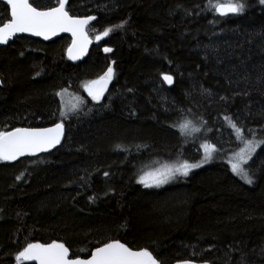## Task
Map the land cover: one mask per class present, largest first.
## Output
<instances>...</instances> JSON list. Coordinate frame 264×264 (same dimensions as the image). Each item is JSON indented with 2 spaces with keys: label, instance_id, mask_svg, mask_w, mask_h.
<instances>
[{
  "label": "trees",
  "instance_id": "1",
  "mask_svg": "<svg viewBox=\"0 0 264 264\" xmlns=\"http://www.w3.org/2000/svg\"><path fill=\"white\" fill-rule=\"evenodd\" d=\"M245 2L242 14L220 16L208 0H69L73 15L98 17L92 37L123 27L78 63L66 57L68 36L0 48V132L61 120L66 131L49 153L0 161V264H34L16 259L28 243L58 241L86 257L113 239L160 264H264V144L248 164L253 184L228 161L241 142L225 117L248 139V129L264 137V5ZM9 18L0 0V24ZM109 67L114 79L95 101L82 85ZM64 89L82 104L62 117ZM184 119L200 131L182 135L173 125ZM202 141L216 146L210 163L140 183L152 163L198 162Z\"/></svg>",
  "mask_w": 264,
  "mask_h": 264
},
{
  "label": "snow or ice",
  "instance_id": "2",
  "mask_svg": "<svg viewBox=\"0 0 264 264\" xmlns=\"http://www.w3.org/2000/svg\"><path fill=\"white\" fill-rule=\"evenodd\" d=\"M6 2L10 6V18L0 26V43H7L17 33H32L49 39L58 33L69 32L73 37L72 46L68 49L69 57L75 60L86 53L88 45L91 43L87 27L91 21L96 20L95 16L81 18L71 15L68 10L69 0H57V6L43 10L33 6L30 0H6ZM259 3L264 5V0H259ZM208 8L219 13L220 16L242 14L246 8V2L245 0H215V2L208 0ZM122 27L123 24L106 28L102 33L96 35L95 39L99 41L103 37L109 36L115 28ZM104 51L110 52L112 49L106 47ZM37 74L39 75V73ZM113 75V69L109 67L103 76L86 82L84 88L88 95L95 101L101 100ZM162 79L169 85L174 82L173 76L168 74H163ZM64 91L66 90H62L58 95L63 96ZM78 107V104L72 105L73 110ZM67 114L66 111L61 113L62 116H67ZM225 119L244 145L237 154V161L231 165L232 171L246 183L253 184V175L249 174V170L244 168L242 163H247V159H251L257 147L264 144V137L257 139L256 133L248 129V133L252 136L251 139H248L244 128L238 126L229 117H225ZM173 127H177L182 135L200 131V128L188 119L175 123ZM63 135V121L50 128H16L10 132H0V161H13L26 154L35 155L47 151L58 145ZM203 148L204 161L207 162L216 151V146L205 143ZM200 166L199 163H189L188 161L177 166H165L154 173L142 176L140 183L145 186L162 185L174 179L178 174L187 176L192 169ZM20 178L17 177V179ZM16 259L17 261H36L38 264H160V261L148 248L134 250L118 239L106 241L102 246H96L94 251L89 253L88 258H82L79 255L73 256L70 249L62 242L28 243L18 253ZM182 264H192V261L185 260Z\"/></svg>",
  "mask_w": 264,
  "mask_h": 264
},
{
  "label": "rangeland",
  "instance_id": "3",
  "mask_svg": "<svg viewBox=\"0 0 264 264\" xmlns=\"http://www.w3.org/2000/svg\"><path fill=\"white\" fill-rule=\"evenodd\" d=\"M166 74H168L169 75V73H166ZM99 77H96V78H94V79H92V80H96V79H98ZM113 79V78H112ZM92 80H89V81H92ZM89 81H87V82H89ZM112 81V80H111ZM83 92L84 93H86V94H88V92L86 91V89L84 88V85H83ZM61 98H62V102H63V106H64V111L63 112H67V113H69L70 114V112H72V111H75L76 109H78V108H76L75 110H73L72 109V105L73 104H78L79 106H81V104H82V102L79 104V98H80V96L79 95H77V94H75V95H73L71 92H70V90H66V91H64V93H63V96H61ZM81 99V98H80ZM238 139V138H237ZM239 140V139H238ZM240 141V140H239ZM205 143H207V144H209V145H211L210 143H208V142H205V141H202L201 143H200V147H195L194 148V151L196 152V153H198V154H200V159H199V161L198 162H189V163H199L201 166H204V165H206V164H208V163H210L211 162V160L213 159V157L210 159V160H208L207 162H205L204 161V148H203V145L205 144ZM244 147V145L241 143V148H243ZM241 148L240 149H238L236 152H233V153H231L229 156H228V161H229V163H230V165H232V163H234V162H236L237 161V154L240 152V150H241ZM258 148V147H257ZM257 150V149H256ZM254 155V154H253ZM252 155V156H253ZM252 156H251V159H252ZM251 159H247V163H242V166L244 167V168H248V164H249V162L251 161ZM183 163V162H182ZM165 166H177V165H169V164H167V163H164V162H160V163H152V165H150V166H147L146 168H145V170H144V172H143V176H145L147 173H154V172H156L157 170H159V169H161V168H163V167H165ZM200 166V167H201ZM235 173V172H234ZM236 174V173H235ZM179 175V174H178ZM237 175V174H236ZM180 176H182V175H180ZM238 176V175H237ZM239 178H241L240 176H238ZM243 180V179H242ZM244 181V180H243ZM152 186H157V185H155V184H153Z\"/></svg>",
  "mask_w": 264,
  "mask_h": 264
},
{
  "label": "flooded vegetation",
  "instance_id": "4",
  "mask_svg": "<svg viewBox=\"0 0 264 264\" xmlns=\"http://www.w3.org/2000/svg\"><path fill=\"white\" fill-rule=\"evenodd\" d=\"M32 1L33 0H31V3H32ZM69 4V3H68ZM34 5V4H33ZM35 6V5H34ZM55 6H57V5H55ZM55 6H52V7H55ZM35 7H37V6H35ZM39 8V7H38ZM47 8H49V7H47ZM47 8H40L41 10H43V9H47ZM10 9V8H9ZM69 10V9H68ZM70 12V11H69ZM70 14L71 15H73L71 12H70ZM218 14V13H217ZM219 15V14H218ZM74 16H80V17H86V16H90V15H74ZM91 16H95L96 17V20L95 21H93V22H91L89 25H88V27H87V31H88V35H89V37L93 40V44H92V47H91V49H90V51H89V54H90V52H91V50H92V48H93V46L94 45H98V44H100L101 42H102V40H103V38L101 39V40H99V41H97L96 42V39H95V37L96 36H94V37H92L91 35H90V32H89V28L97 21V19H98V17L96 16V15H91ZM7 22V21H6ZM0 25H2V24H0ZM98 35V34H97ZM22 36H24V35H22ZM62 36H68L69 38H70V43H69V45H68V47H67V50H66V57H67V51H68V48L70 47V45H71V43H72V37L70 36V35H68V34H62L61 36H59V37H57V38H55V39H58V38H60V37H62ZM17 37H20V36H16V37H14L11 41H9L8 42V44L10 43V42H12L15 38H17ZM27 37H29V36H27ZM31 38H33V37H31ZM35 39H37V38H35ZM55 39H53V40H55ZM38 40H41V39H38ZM53 40H50V41H53ZM42 41H44V40H42ZM50 41H45V42H50ZM7 44V45H8ZM104 48H106V46L104 47ZM104 50V49H103ZM89 54L84 58V59H82L81 61H83V60H85L88 56H89ZM67 59H68V57H67ZM69 60V59H68ZM70 61V60H69ZM81 61H78V62H81ZM70 62H72V61H70ZM78 62H72V63H78ZM107 72V71H106ZM105 74V72L104 73H102V74H100V75H98V76H96V77H100V76H103ZM169 75H171V74H169ZM172 76V75H171ZM95 77V78H96ZM113 79H114V76H113ZM113 79H112V81H113ZM90 80H92V79H90ZM0 81H1V79H0ZM89 81V80H88ZM112 81L108 84V88H107V90L109 89V87H110V85H111V83H112ZM86 83V82H85ZM84 83V84H85ZM1 84V83H0ZM83 84V85H84ZM173 84H174V82H173ZM173 84H172V86H173ZM83 85H82V90H83ZM169 85V84H168ZM170 86V85H169ZM64 90H70V92L73 94V95H75V94H77L76 92H74V91H72L71 89H64ZM62 91V90H61ZM61 91H60V93H61ZM106 93V92H105ZM104 93V94H105ZM86 94V93H85ZM88 95V94H87ZM59 98H60V100H61V103H62V109H63V111L65 110L64 109V106H63V102H62V98H61V95H59ZM81 103V99L79 98V104ZM63 117V116H62ZM60 122H62V120L61 121H58V122H53V123H50V124H43V125H34V126H31V125H29V126H20V127H29V128H40V127H48V126H53V125H55L56 123H60ZM64 123V122H63ZM20 127H16V128H20ZM16 128H13V129H16ZM64 128H65V124H64ZM13 129H11V130H13ZM10 131V130H9ZM6 132H8V131H6ZM65 133H66V131H65ZM64 139H65V136H64V138H63V141H64ZM63 141H62V143H63ZM61 143V144H62ZM60 144V145H61ZM57 149V148H56ZM40 155H42V154H40ZM40 155H38V156H40ZM34 157H37V156H34ZM24 158V157H23ZM122 242V241H121ZM122 243H124V242H122ZM126 244V243H125ZM66 245V244H65ZM67 246V245H66ZM97 246H102V245H97ZM129 246V245H128ZM68 247V246H67ZM96 247V246H95ZM95 247H93L92 248V250L91 251H93L94 250V248ZM130 247V246H129ZM69 248V247H68ZM132 248V247H131ZM70 249V248H69ZM133 249H136V248H133ZM70 251H71V249H70ZM71 253H72V251H71ZM89 256V255H88ZM88 256H86V257H88ZM81 257H84V256H81ZM157 259V258H156ZM158 260V259H157ZM27 262V261H26ZM30 263V262H29ZM175 264V263H174Z\"/></svg>",
  "mask_w": 264,
  "mask_h": 264
},
{
  "label": "water",
  "instance_id": "5",
  "mask_svg": "<svg viewBox=\"0 0 264 264\" xmlns=\"http://www.w3.org/2000/svg\"><path fill=\"white\" fill-rule=\"evenodd\" d=\"M2 1L5 2V3L7 4L6 0H2ZM30 2H31V0H30ZM7 5H8V4H7ZM33 6H34V5H33ZM8 7L10 8L9 5H8ZM218 14H219V13H218ZM81 18H83V17H81ZM94 21H95V20H94ZM91 22H93V21H91ZM91 22H90V23H91ZM0 26H2V25H0ZM62 34H68V35H70V36L72 37V34L69 33V32H61V33H58L57 35L52 36V37L49 38V39H45V38L42 37V36H36V35H34V34H32V33H17L15 36L11 37V38L8 40V42L11 41L14 37H16V36H22V35H24V36H29V37H33V38H37V39H41V40H44V41H50V40H53V39H55V38L61 36ZM89 39L91 40V43L88 45V48H87L86 53L83 54L82 56H80L79 59H75V60H74V59H71V58L69 57V55H68V51H67V57H68V59H69L70 61H72V62H78V61H81L82 59H84V58L89 54V51H90V49H91V47H92V44H93V40H92L90 37H89ZM8 42H7V43H0V48L3 47V46H6V45L8 44ZM72 42H73V37H72ZM96 42H97V40H96ZM71 46H72V43H71L70 47H71ZM70 47H69V48H70ZM69 48H68V49H69ZM0 83H1V81H0ZM170 86H172V84H171ZM50 127H54V125H53V126H48V127H40V128H50ZM20 128H29V127H20ZM13 130H14V129H13ZM13 130H10V131H13ZM10 131H8V132H10ZM64 136H65V128H64V135H63V137L61 138V142H60L58 145H56L54 148H51V149H49V150H47V151H44V152L36 153L35 155L26 154V155H24V156L18 157L16 160H18V159H20V158H23V157H34V156H38V155H40V154L49 153V152L55 150L56 148H58V147L60 146V144H61L62 141H63ZM13 161H15V160H13ZM134 250H138V249H134ZM93 251H94V250H93ZM70 252H71V251H70ZM82 258H88V257H82ZM183 261H185V260H183ZM183 261H178V262H176L175 264H182ZM191 261H192V260H191ZM27 262L34 263V264H38V262H36V261H27ZM192 264H208V263L201 262V261H192Z\"/></svg>",
  "mask_w": 264,
  "mask_h": 264
},
{
  "label": "bare ground",
  "instance_id": "6",
  "mask_svg": "<svg viewBox=\"0 0 264 264\" xmlns=\"http://www.w3.org/2000/svg\"><path fill=\"white\" fill-rule=\"evenodd\" d=\"M192 261H194V260H192ZM202 262V261H201Z\"/></svg>",
  "mask_w": 264,
  "mask_h": 264
}]
</instances>
